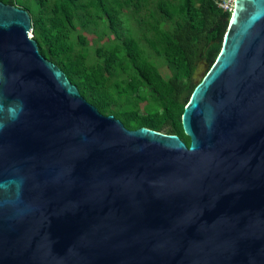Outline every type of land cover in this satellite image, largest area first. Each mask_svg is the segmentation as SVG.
Wrapping results in <instances>:
<instances>
[{
    "label": "water",
    "instance_id": "water-1",
    "mask_svg": "<svg viewBox=\"0 0 264 264\" xmlns=\"http://www.w3.org/2000/svg\"><path fill=\"white\" fill-rule=\"evenodd\" d=\"M31 34L0 1V104L23 103L0 113V264H264V0L198 64L189 145L101 113Z\"/></svg>",
    "mask_w": 264,
    "mask_h": 264
},
{
    "label": "trees",
    "instance_id": "trees-1",
    "mask_svg": "<svg viewBox=\"0 0 264 264\" xmlns=\"http://www.w3.org/2000/svg\"><path fill=\"white\" fill-rule=\"evenodd\" d=\"M17 5L32 13L33 37L41 54L65 72L88 102L105 115H114L129 129L146 127L158 132L177 135L187 145L190 138L184 133L182 116L185 106L195 89L194 74L201 61L211 66L217 59L228 30L230 14L223 12L215 0H159L157 10L163 19L174 22V28L159 27L156 14L151 15V30L155 41L149 44L161 56L171 76L166 79L159 69L144 55L134 37L97 49L99 60L89 64L84 53L75 50L70 40L76 30V21L83 27L92 23L91 17L102 19L104 15L115 29L119 6L108 8L105 0H55L48 9V0H34L35 10L30 4L20 5V0H0ZM138 11L146 0H135ZM94 13H92V10ZM81 44L86 39L78 35ZM131 71L128 81L110 79L117 73ZM114 85V86H113ZM151 89L158 108L145 114L134 108L124 109L123 95ZM159 106L162 109H159Z\"/></svg>",
    "mask_w": 264,
    "mask_h": 264
},
{
    "label": "rangeland",
    "instance_id": "rangeland-1",
    "mask_svg": "<svg viewBox=\"0 0 264 264\" xmlns=\"http://www.w3.org/2000/svg\"><path fill=\"white\" fill-rule=\"evenodd\" d=\"M55 0H48V9L53 5ZM87 0H81L86 2ZM107 7L111 8L115 4L119 6V13L116 14L115 29L112 28L111 23L106 15L102 19H97L95 14L92 15L91 21L87 27H83L81 20L76 21V30L72 32L70 40L72 41L75 50L82 52L86 55L89 64L96 63L99 60L97 49L101 47H109L115 43L122 42L128 38H136L139 45L144 51V55L159 69L162 76L168 79L171 76V72L167 67L165 60L159 56L156 51L149 44L150 41H155L154 31L151 30V15L155 13V19L158 20L159 27L165 30H171L174 28V22L163 19L157 10V4L159 0H146L142 8L136 10L135 0H105ZM176 1V0H170ZM20 5L30 4L35 10L38 9V4L34 0H20ZM22 8V7H21ZM92 13H94V10ZM32 16V13H29ZM78 35L86 39V44H81ZM203 62V61H201ZM209 65L203 66L201 73L205 72ZM199 72V71H198ZM131 71L127 73H117L113 76L109 85L115 81L126 80L128 81ZM199 79L197 75H194V83ZM114 86V85H113ZM154 94L151 89H142L138 93L131 95H123L120 100L124 109L134 108L145 114L146 111L154 108H158V105L154 102ZM159 109H162L159 106Z\"/></svg>",
    "mask_w": 264,
    "mask_h": 264
},
{
    "label": "clouds",
    "instance_id": "clouds-1",
    "mask_svg": "<svg viewBox=\"0 0 264 264\" xmlns=\"http://www.w3.org/2000/svg\"><path fill=\"white\" fill-rule=\"evenodd\" d=\"M22 110H23V103L20 101L13 102L7 108H5L3 104H0V113H4L6 111L8 114V118L13 121L18 119L19 114ZM3 127H5V125L3 123H0V130H2Z\"/></svg>",
    "mask_w": 264,
    "mask_h": 264
},
{
    "label": "built area",
    "instance_id": "built-area-1",
    "mask_svg": "<svg viewBox=\"0 0 264 264\" xmlns=\"http://www.w3.org/2000/svg\"><path fill=\"white\" fill-rule=\"evenodd\" d=\"M235 2L236 0H215L216 5L220 8L223 12H227L232 16L235 10ZM32 38V34L30 35Z\"/></svg>",
    "mask_w": 264,
    "mask_h": 264
},
{
    "label": "flooded vegetation",
    "instance_id": "flooded-vegetation-1",
    "mask_svg": "<svg viewBox=\"0 0 264 264\" xmlns=\"http://www.w3.org/2000/svg\"><path fill=\"white\" fill-rule=\"evenodd\" d=\"M203 62L208 65V63L206 61H203Z\"/></svg>",
    "mask_w": 264,
    "mask_h": 264
}]
</instances>
